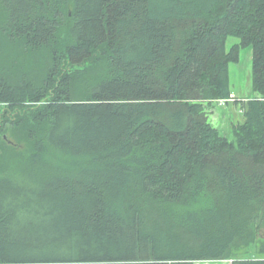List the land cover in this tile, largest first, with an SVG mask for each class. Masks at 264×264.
I'll return each instance as SVG.
<instances>
[{
    "label": "trees",
    "instance_id": "obj_1",
    "mask_svg": "<svg viewBox=\"0 0 264 264\" xmlns=\"http://www.w3.org/2000/svg\"><path fill=\"white\" fill-rule=\"evenodd\" d=\"M263 97L264 0H0V264H264Z\"/></svg>",
    "mask_w": 264,
    "mask_h": 264
},
{
    "label": "rangeland",
    "instance_id": "obj_2",
    "mask_svg": "<svg viewBox=\"0 0 264 264\" xmlns=\"http://www.w3.org/2000/svg\"><path fill=\"white\" fill-rule=\"evenodd\" d=\"M240 39L234 36H228L225 42V50L238 43ZM251 47H241L239 51L238 61L229 63V83L231 94L225 104H220L218 101H213L211 104L204 105L206 112L209 114V119L212 124L218 128L221 134L229 139L233 138L232 125L242 120V109H240L242 100H246L253 96L251 87ZM262 97V96H261ZM259 98V97H257ZM223 99V98H220ZM242 99V100H241ZM226 100V99H225ZM264 229L260 231L263 235ZM244 249L238 251L237 257L244 258ZM231 260L223 261H196L194 264H230Z\"/></svg>",
    "mask_w": 264,
    "mask_h": 264
},
{
    "label": "built area",
    "instance_id": "obj_3",
    "mask_svg": "<svg viewBox=\"0 0 264 264\" xmlns=\"http://www.w3.org/2000/svg\"><path fill=\"white\" fill-rule=\"evenodd\" d=\"M264 98V97H263ZM218 101V103H220V104H225V102H226V100L225 99H219V100H217Z\"/></svg>",
    "mask_w": 264,
    "mask_h": 264
},
{
    "label": "water",
    "instance_id": "obj_4",
    "mask_svg": "<svg viewBox=\"0 0 264 264\" xmlns=\"http://www.w3.org/2000/svg\"><path fill=\"white\" fill-rule=\"evenodd\" d=\"M3 138L7 140L9 143H12L10 140L7 139V137L4 135Z\"/></svg>",
    "mask_w": 264,
    "mask_h": 264
}]
</instances>
